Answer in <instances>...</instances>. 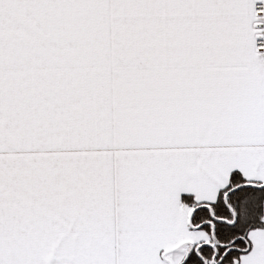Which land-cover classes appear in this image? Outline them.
<instances>
[{
  "label": "snow or ice",
  "instance_id": "obj_1",
  "mask_svg": "<svg viewBox=\"0 0 264 264\" xmlns=\"http://www.w3.org/2000/svg\"><path fill=\"white\" fill-rule=\"evenodd\" d=\"M0 264H264V0H0Z\"/></svg>",
  "mask_w": 264,
  "mask_h": 264
}]
</instances>
